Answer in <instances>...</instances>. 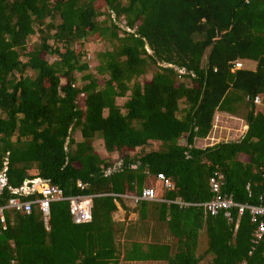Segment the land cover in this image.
Masks as SVG:
<instances>
[{"label":"trees","instance_id":"trees-1","mask_svg":"<svg viewBox=\"0 0 264 264\" xmlns=\"http://www.w3.org/2000/svg\"><path fill=\"white\" fill-rule=\"evenodd\" d=\"M102 39L111 48L90 72L85 45ZM235 62H254L255 71H236ZM263 93L264 0H0V205L12 196L8 187L34 178L93 204L91 221L76 224L68 201L51 202L49 230L36 206L29 215L4 210L0 264H203L207 257L264 264V238L253 247L249 211L233 210L230 223L224 212L211 218L201 208L140 201L134 227L157 225L153 242L136 240L125 253L114 220L123 195L141 197L160 174L174 185L168 201H211L210 180L221 174L223 193L259 206L264 107L253 100ZM217 112L246 113L248 132L239 142L196 148ZM96 140L119 166L99 154ZM156 228L166 229L176 251L157 242ZM204 230L208 247L199 255Z\"/></svg>","mask_w":264,"mask_h":264},{"label":"built area","instance_id":"built-area-1","mask_svg":"<svg viewBox=\"0 0 264 264\" xmlns=\"http://www.w3.org/2000/svg\"><path fill=\"white\" fill-rule=\"evenodd\" d=\"M234 70H242L243 65L241 62L234 63ZM247 100V99H246ZM254 105H260L261 101L258 97L253 100ZM0 174V195L2 193L3 187L6 186V179L4 172ZM159 184H161L164 191L174 190V185L168 180L164 175L160 174L155 178ZM264 181V176H263ZM78 186H81L78 184ZM210 187L213 199L209 202L203 204H185L182 202H171L159 199V195L155 188H145L141 197L135 195H128L132 199L139 203L140 201L147 202H161L166 204H177L181 207H196L201 208L204 211L205 217L209 216L211 218H216L222 212H224V218L230 223L233 222L232 212L233 210L238 211L239 217H242L246 211L250 212L251 222L257 226V230L254 234V239L252 241L253 247H258L260 242L264 238V194L259 199V206H248L241 205L235 202L233 195L223 193L225 187L224 176L221 174H216L210 180ZM12 196L7 200L4 206L0 205V224L5 223L4 210H14L16 212H21L25 215H29L33 207L41 212V218L46 229H48V220L50 215V203L54 201L66 200L69 202V211L71 216H73V221L76 224L88 223L92 219V208L93 204L91 202V197L89 196H76V197H64L62 191L52 186L48 181L42 180L40 178H34L32 180H25L21 187L11 188L8 187ZM250 191V186L247 187ZM33 196L31 199H25L26 197ZM34 196H36L34 198Z\"/></svg>","mask_w":264,"mask_h":264},{"label":"crops","instance_id":"crops-1","mask_svg":"<svg viewBox=\"0 0 264 264\" xmlns=\"http://www.w3.org/2000/svg\"><path fill=\"white\" fill-rule=\"evenodd\" d=\"M242 65H243L244 70H248V71H252V72L255 71L256 63H254V62H246V63H242ZM260 101H261V104L257 105V106H261V105L264 106V93H263ZM246 117H247L246 113H244V115H241L238 117H233V116H230V115L225 114V113L217 112L214 116L213 127L211 130L212 132L210 133L209 137L206 140H195V147L198 149H201V150H205L207 148H213V147L220 145V144H227V142H225V143H219V142H222L223 140H225V137L228 138L229 132H231L233 134L232 137L236 138V140H238V142L243 140L244 136L248 132V123H247ZM245 123H247V124H245ZM216 128H218V129H217V133L214 137L213 135H214ZM229 138H230V136H229ZM207 142H208V144L204 145ZM233 142H237V141H233ZM230 143H232V142H230ZM179 144L184 145L185 140L182 139ZM98 152H99V150H98ZM107 154H110V153H107ZM112 154H115V153H112ZM106 156L107 155H105L103 158L111 159V158L106 157ZM240 161L244 162V163H248L249 159L245 156H242V157H240ZM147 188H149V187H147ZM129 197L130 196H128V195H123L124 205L117 203L118 208L120 210L117 211L116 213H114V220L116 222L119 221L120 223H122V228L124 230V232H121L120 235L118 236V240L122 245V246H120V250L122 251V253H125V250L127 248L131 247V243L136 241V240L139 243L152 244L153 241H152L151 236L153 234L151 232H149V230H152L153 228H155L157 226V225H154L153 222H149L148 229L143 228V227L141 229L140 228L136 229L134 227L136 222L139 221L140 214L138 211H136L138 203H136V201L134 199H132L131 197H130L131 198L130 199ZM162 198L164 199V195H162V196L159 195V199H162ZM131 200L134 203L131 202ZM151 203H161V202L157 201V202H151ZM120 212H124V218L119 219L117 221V217H115V214H118ZM131 222H135V223L130 224ZM236 229H238V224L236 225ZM46 230H49V226H48V229H46ZM156 230H157L156 231L157 234L155 237L157 239V242L160 244L172 246V248L176 251L177 249H176V247H174V242L168 236L166 229L162 228L161 230H158V228H156ZM203 232H205V230ZM206 246L208 247V241H207ZM121 258H123V256ZM120 264H130V263H125V262L121 261ZM138 264H161V263H138Z\"/></svg>","mask_w":264,"mask_h":264},{"label":"rangeland","instance_id":"rangeland-1","mask_svg":"<svg viewBox=\"0 0 264 264\" xmlns=\"http://www.w3.org/2000/svg\"><path fill=\"white\" fill-rule=\"evenodd\" d=\"M105 19V17L103 16V17H101V19L100 20H104ZM124 24H125V21H123V26H124ZM37 40V37H32V39H31V41H30V43H29V46H31V45H33V43L35 42ZM111 48V45L108 43V42H106L105 40H89L87 43H86V45H85V51L87 52V60H88V62L90 63V66H91V71L90 72H94L95 71V67L96 66H98L99 65V62H98V60H97V54L99 53V52H102V51H104L105 49H110ZM151 52V51H150ZM50 60H53V59H51V58H49ZM165 66H167V65H165ZM78 76L80 77L81 76V74H78ZM102 77H100V79H101ZM150 79V75H147V76H145L144 78H143V81H148ZM81 83V82H80ZM126 100V97L125 98H119L118 100H117V104L119 105V106H121V105H123L124 104V101ZM261 106H263V105H261ZM264 107V106H263ZM245 124H247V123H245ZM232 126V125H231ZM217 129L218 128H216V130H215V132H214V137H215V135H216V133H217ZM231 134V135H230ZM229 136H230V138H229ZM233 136V134L231 133V132H229V135H228V138L227 137H225V140H223L222 142H219V143H225V142H227V143H230V142H233V141H237L238 142V140H236V138H233L232 137ZM72 137L76 140V141H79V140H81V138H80V134L78 133V132H76V133H73L72 134ZM232 137V138H231ZM206 144H208V142L207 143H205L204 145H206ZM203 146V145H202ZM95 147H96V149L97 150H99V154H101L103 157L105 156V155H107L106 157H109V158H111L110 160L115 164V166H119L120 165V163L117 161V159H118V156H117V154H112V153H110V154H107L106 152H105V150L103 149V148H101L102 147V143L99 141V140H96V143H95ZM147 187H149V188H155L156 189V191H157V193H158V195H160V196H162V195H164V193H165V191L162 189V186H161V184H159L157 181H155V179L154 178H150L149 180H148V182H147ZM130 198V197H129ZM131 199V198H130ZM131 202H133L132 200H131ZM134 203V202H133ZM120 209L118 208V211H119ZM115 217H117V221L119 220V219H123L124 218V212H120V213H118V214H115ZM119 222V221H118ZM138 222V221H137ZM135 222H131L130 224H134ZM207 237H206V233L205 232H202L201 234H200V239H199V255H202V254H204L205 253V251L207 250ZM212 257H207L206 259H205V261L203 262V264H208V263H210L212 260ZM161 264H165V263H161Z\"/></svg>","mask_w":264,"mask_h":264},{"label":"water","instance_id":"water-1","mask_svg":"<svg viewBox=\"0 0 264 264\" xmlns=\"http://www.w3.org/2000/svg\"><path fill=\"white\" fill-rule=\"evenodd\" d=\"M140 168H142V167H140Z\"/></svg>","mask_w":264,"mask_h":264}]
</instances>
